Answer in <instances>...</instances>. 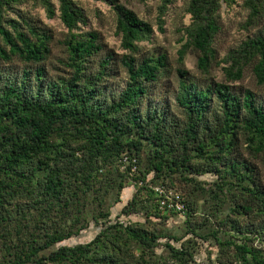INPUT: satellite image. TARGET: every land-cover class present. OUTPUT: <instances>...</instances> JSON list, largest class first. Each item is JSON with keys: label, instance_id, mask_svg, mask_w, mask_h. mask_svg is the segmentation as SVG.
Segmentation results:
<instances>
[{"label": "trees", "instance_id": "1", "mask_svg": "<svg viewBox=\"0 0 264 264\" xmlns=\"http://www.w3.org/2000/svg\"><path fill=\"white\" fill-rule=\"evenodd\" d=\"M28 1L0 0V264H198L191 240L181 247L161 242L179 239L155 227L153 219L167 217L149 184L121 212L125 217L141 215L144 223L110 219L130 171L120 172V159L126 154L141 163L147 147L151 151L138 180L146 182L154 174L153 184L180 172L218 176L213 199L220 206L212 209L216 227L200 233L193 221L196 202L188 206L186 219L187 233L214 240V264H264V180L253 162L264 156V100L242 87L214 81L202 85L180 67L172 101L165 102L156 89L170 78L169 57L158 53L137 58L139 42L154 29L119 0L102 1L113 9L122 48L128 52L119 60L128 74L125 87L117 93L105 84L117 57L105 50L99 34L73 32L86 23L84 9L73 0H58L60 18L69 30L65 46L70 74L53 75L46 63L53 36L20 8ZM33 1L50 17L55 15L52 0ZM163 1L165 9L171 0ZM238 1L188 2L192 24L186 33L191 40L179 53L180 64L191 45L200 54L198 68L209 72L222 3L232 7ZM244 5L247 24L253 26L263 17L264 0H244ZM228 62L227 78L240 80L249 66L256 83L264 86V33L232 51ZM111 187L119 194L107 204L103 191ZM228 199L232 203L224 209ZM91 220L102 228L90 242L63 244ZM162 246L167 256L157 252Z\"/></svg>", "mask_w": 264, "mask_h": 264}, {"label": "rangeland", "instance_id": "2", "mask_svg": "<svg viewBox=\"0 0 264 264\" xmlns=\"http://www.w3.org/2000/svg\"><path fill=\"white\" fill-rule=\"evenodd\" d=\"M81 6L86 15V23H80L74 33H84L95 31L100 36V43L105 47L106 51H110L117 57L113 68V73L110 78L106 80V86L110 91L119 93L126 85L128 74L119 63L120 58L128 52L122 48L121 36L117 33V18L109 4L102 0H73ZM129 9L133 10L140 18L148 21L153 29V35L139 42L140 54L138 59L143 56H152L158 53H166L170 60L172 72L170 78H167L156 89L159 97L163 98L165 102L173 96L172 91L178 86V78L176 71L182 67L188 71L190 76L202 85L207 84L208 81L227 84L230 86L242 87L250 89L258 95L259 100H264V86H259L256 83L255 76L251 67H246L243 77L240 80H230L227 78L226 72L231 67L228 62V56L234 50H237L242 43L247 41L250 37L259 33H264V12L263 17L255 25L247 24L249 11L244 5V0H239L238 3L232 7L222 3L219 11V22L221 30L215 36L213 41V49L215 59L212 62L208 73L202 72L198 68L199 52L195 51L191 45L185 50L183 65L179 63V53L183 50L191 38L188 37L186 29L192 24L191 15L187 12L188 2L190 0H171L166 4L165 9L163 0H119ZM54 4L55 15L50 17L46 8L41 3L34 4L33 0L25 2L21 5L29 16L40 20L42 25L46 26L53 36L51 42V55L47 60V67L51 74L68 77L70 69L67 68L66 62L68 58L65 41L68 38L69 30L63 24L60 18L59 1L52 0ZM164 12V13H163ZM8 16H14L10 12ZM16 65H21L15 61ZM91 70L96 71L94 64L89 65ZM110 72V71H109ZM92 73V72H91ZM170 92V93H168ZM172 101V98H171ZM175 107V101L172 103ZM246 145L242 147L246 157H249V152L246 150ZM150 148L147 147L143 153V162L129 155H124L119 161L120 172H125L128 168V178L124 179L125 189L119 194L117 187L103 191L106 195V203L113 204L117 199V194L121 197V202L112 206L110 212V219L114 222L121 220L123 222H141L144 223L143 216H121L124 206L128 203L133 194L148 184L151 189L157 194L158 208L162 214H165L167 219H153L155 227L158 230L164 231L167 234L176 236L179 241L169 239H162L161 242L165 244L170 242L176 247H181L183 243L191 240L190 250L195 255V261L198 264H214L218 257V248L214 244L212 238L209 241H204L200 238H194L187 233L189 226L187 224V217L190 214V209L194 202L197 203V213L193 215L201 229V234H209L217 223L212 218V209L218 208L220 205L213 199L214 191H216V184L218 183V176L212 173H206L199 176L188 175L187 173L171 174V178H161L155 180L153 184L149 182L154 174H150L147 181L138 180L140 173L146 167V158L150 154ZM260 170V174L264 180V156L253 160ZM116 177V176H114ZM195 180L194 182L185 180ZM155 184V185H154ZM167 202L170 206H162L161 202ZM227 203H222L224 209L230 207L232 200H227ZM217 204V205H216ZM173 205V206H171ZM191 208H189V207ZM227 208V209H228ZM223 209V210H224ZM226 209V213H227ZM149 228H154L151 224H147ZM102 224L90 221L87 229L83 230L78 236L65 241L64 245L75 246L90 242L101 230ZM257 244V243H256ZM165 248L159 247L157 252L167 256L164 253Z\"/></svg>", "mask_w": 264, "mask_h": 264}, {"label": "built area", "instance_id": "3", "mask_svg": "<svg viewBox=\"0 0 264 264\" xmlns=\"http://www.w3.org/2000/svg\"><path fill=\"white\" fill-rule=\"evenodd\" d=\"M161 204H162V206H166V207L170 206L167 202H164V201H162ZM171 206H173V205H171Z\"/></svg>", "mask_w": 264, "mask_h": 264}]
</instances>
